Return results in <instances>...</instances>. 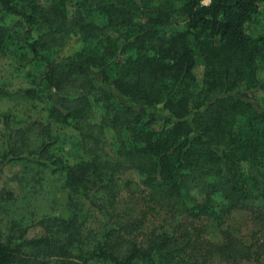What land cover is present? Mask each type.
Segmentation results:
<instances>
[{"label":"trees","instance_id":"trees-1","mask_svg":"<svg viewBox=\"0 0 264 264\" xmlns=\"http://www.w3.org/2000/svg\"><path fill=\"white\" fill-rule=\"evenodd\" d=\"M6 15L17 19L0 21V57L19 44V63L35 60L42 77L1 95L44 97L49 121L2 115L0 218L5 203L17 211L0 225V264H264V30H248L264 0H0ZM74 36L80 50L51 56ZM66 128L83 154L73 162L57 144ZM6 163L21 168L2 175ZM127 172L176 231L139 239L142 218L117 213ZM47 181L83 202L67 217L38 212ZM234 210L249 215L250 245L223 229Z\"/></svg>","mask_w":264,"mask_h":264},{"label":"rangeland","instance_id":"rangeland-1","mask_svg":"<svg viewBox=\"0 0 264 264\" xmlns=\"http://www.w3.org/2000/svg\"><path fill=\"white\" fill-rule=\"evenodd\" d=\"M17 18L15 16H2L0 20L2 24H12ZM249 32L255 34L264 30V18L261 15L257 16V20L253 22L249 28ZM11 45V44H10ZM17 46H10L5 50L2 57H0V153L5 150V132L2 124L3 113L9 112L14 115V120L25 124L29 120H40L42 122H48L49 117L46 111V102L44 103V97L42 100L33 101H14L3 95L1 91L6 90L9 92H14L20 88L34 87L37 82L40 81L42 75L40 74L41 65L34 61L20 64L18 60V49ZM82 48V43L76 40V37H72L70 41L63 47L55 49L52 53L53 58H62L73 55L76 51ZM39 80V81H38ZM43 96V95H42ZM94 121H100L103 115V111L100 106L95 108ZM151 111L156 112L158 115H165L163 110L156 108L151 109ZM18 124H14V127H18ZM53 130H57L56 126L52 124ZM60 139L58 141V146L63 149V154L70 159L71 162L77 160L79 153L83 156L82 152H79L77 147L76 133L69 128L60 129ZM104 148L111 156L117 149L116 135L114 131L106 126L104 128ZM80 157V156H79ZM20 166L15 163H6L2 165L1 171L2 175H11L12 173L19 171ZM3 178H0V187L3 185ZM123 184L125 187L121 186L123 189L122 195L118 198L116 205L117 213L122 216L126 221H130L132 218H142L143 224L140 231L137 233L138 238L141 239L150 230H169L176 231L175 224L168 217L166 212L159 206L151 203H146L140 197L134 182V177L131 173L127 172L124 177H122ZM128 182V183H127ZM43 193L35 198V202L38 203V212H48L54 214H62L67 217L71 212V203H77V201L83 202V199L74 193L68 191L57 190L56 187H52L49 181L43 183ZM15 194L19 196L20 190L17 186L14 187ZM47 193V194H45ZM22 197V195H21ZM20 197V198H21ZM3 204V203H2ZM7 212L1 211L0 225L3 232L7 225H9L13 220L11 219L13 213L17 211L15 204L10 205V203L3 204ZM82 207V208H81ZM80 214L86 212L87 206H81ZM237 239L243 241L246 245H250L255 239L252 235L253 225L249 219L247 211L244 210H234L228 220L226 225L223 227ZM40 227H31L28 230V235L34 236L41 234ZM206 239L212 241H218L221 238L220 228L214 227L213 225L208 227V232L205 236ZM245 264V263H243Z\"/></svg>","mask_w":264,"mask_h":264},{"label":"built area","instance_id":"built-area-1","mask_svg":"<svg viewBox=\"0 0 264 264\" xmlns=\"http://www.w3.org/2000/svg\"><path fill=\"white\" fill-rule=\"evenodd\" d=\"M209 2H210V0H207V2H205V0H202V3L205 5L208 4Z\"/></svg>","mask_w":264,"mask_h":264},{"label":"clouds","instance_id":"clouds-1","mask_svg":"<svg viewBox=\"0 0 264 264\" xmlns=\"http://www.w3.org/2000/svg\"><path fill=\"white\" fill-rule=\"evenodd\" d=\"M205 2H207V0H205Z\"/></svg>","mask_w":264,"mask_h":264}]
</instances>
